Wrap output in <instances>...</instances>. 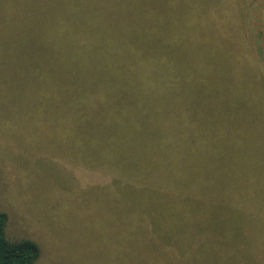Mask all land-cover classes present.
<instances>
[{
  "label": "trees",
  "instance_id": "16d2710c",
  "mask_svg": "<svg viewBox=\"0 0 264 264\" xmlns=\"http://www.w3.org/2000/svg\"><path fill=\"white\" fill-rule=\"evenodd\" d=\"M51 4L63 10L54 11L51 21L50 63L66 68L67 111L80 113L85 129L107 133L114 128L100 135L99 143L113 147L116 162L128 165L127 179L118 169L98 173L102 181L115 176L119 195L129 191V230L120 231L119 239L129 237L132 259L136 264L185 259L211 264L192 253V244L204 235L219 253L232 247L238 256L249 234L239 190L241 91L227 81L239 79L240 60L254 65L256 59L244 57L242 48L240 55L220 49V32L214 30L225 22L237 26L242 47L231 2L205 7L192 0ZM86 32H94L93 41L96 33L101 36L95 53ZM66 42L73 51L62 49ZM202 195L210 203L188 198L197 201ZM218 197H227L228 206ZM177 211L181 218L172 225ZM5 220L0 212V264H32L36 244L7 239Z\"/></svg>",
  "mask_w": 264,
  "mask_h": 264
},
{
  "label": "rangeland",
  "instance_id": "374dc122",
  "mask_svg": "<svg viewBox=\"0 0 264 264\" xmlns=\"http://www.w3.org/2000/svg\"><path fill=\"white\" fill-rule=\"evenodd\" d=\"M53 1L0 0V212L6 216L4 236L34 242L38 256L32 264H136L129 237L119 239L120 231L128 234L129 230V191L119 195L112 179L115 176L102 181L98 173L118 169L127 179L128 165L116 162L113 147L99 143V136L106 132L85 129L82 115L67 111L66 68L50 63L51 21L54 11H63L55 10ZM192 1L204 7L231 2L239 18L242 47L237 26L225 22L224 28L214 30L220 32V49L240 55L242 48L244 57L256 59L254 65L240 60L239 79L227 81L230 86L236 82L241 91L239 190L249 233L247 245L238 256L232 247L221 254L204 235L194 241L192 253L205 257L197 258L201 263L264 264V0ZM93 33L85 34L93 43L90 52L95 53L101 36L96 33L93 41ZM62 49L73 51L67 42ZM221 64L224 66V60ZM114 131L107 129V133ZM200 197L197 201L188 198L198 204L210 203L202 198L206 196ZM217 199L228 206L227 197ZM174 215L172 225L181 218L179 211ZM225 224L228 226V219ZM195 261L169 264H197Z\"/></svg>",
  "mask_w": 264,
  "mask_h": 264
}]
</instances>
